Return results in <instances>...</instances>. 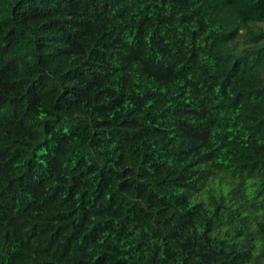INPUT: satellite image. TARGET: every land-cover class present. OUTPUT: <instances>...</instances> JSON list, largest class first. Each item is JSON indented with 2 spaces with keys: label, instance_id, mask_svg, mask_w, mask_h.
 I'll return each mask as SVG.
<instances>
[{
  "label": "trees",
  "instance_id": "trees-1",
  "mask_svg": "<svg viewBox=\"0 0 264 264\" xmlns=\"http://www.w3.org/2000/svg\"><path fill=\"white\" fill-rule=\"evenodd\" d=\"M0 264H264V0H0Z\"/></svg>",
  "mask_w": 264,
  "mask_h": 264
}]
</instances>
